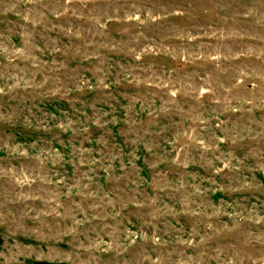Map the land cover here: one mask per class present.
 I'll return each mask as SVG.
<instances>
[{
  "label": "rangeland",
  "instance_id": "374dc122",
  "mask_svg": "<svg viewBox=\"0 0 264 264\" xmlns=\"http://www.w3.org/2000/svg\"><path fill=\"white\" fill-rule=\"evenodd\" d=\"M264 264V0H0V264Z\"/></svg>",
  "mask_w": 264,
  "mask_h": 264
},
{
  "label": "water",
  "instance_id": "95a60500",
  "mask_svg": "<svg viewBox=\"0 0 264 264\" xmlns=\"http://www.w3.org/2000/svg\"><path fill=\"white\" fill-rule=\"evenodd\" d=\"M38 264H46L45 262H37Z\"/></svg>",
  "mask_w": 264,
  "mask_h": 264
}]
</instances>
